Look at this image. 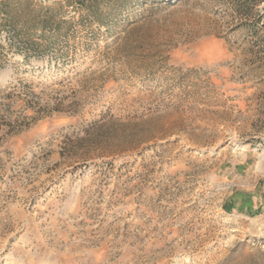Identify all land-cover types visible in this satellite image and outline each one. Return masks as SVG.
I'll use <instances>...</instances> for the list:
<instances>
[{"label":"rangeland","instance_id":"obj_1","mask_svg":"<svg viewBox=\"0 0 264 264\" xmlns=\"http://www.w3.org/2000/svg\"><path fill=\"white\" fill-rule=\"evenodd\" d=\"M139 2L0 0V264H264V0Z\"/></svg>","mask_w":264,"mask_h":264},{"label":"trees","instance_id":"obj_2","mask_svg":"<svg viewBox=\"0 0 264 264\" xmlns=\"http://www.w3.org/2000/svg\"><path fill=\"white\" fill-rule=\"evenodd\" d=\"M71 1V0H67ZM76 3L81 4V8L85 9V18L90 22L96 23L98 27L108 29L112 24L120 21V11L127 7L137 5L139 0H74ZM235 9L243 8L244 5L240 3L243 0H230ZM55 19L53 16H47L41 21L40 28L46 29L47 24L53 23ZM59 26L55 29L59 30ZM59 33L57 32L56 35ZM46 38V33L42 32L41 35Z\"/></svg>","mask_w":264,"mask_h":264},{"label":"crops","instance_id":"obj_3","mask_svg":"<svg viewBox=\"0 0 264 264\" xmlns=\"http://www.w3.org/2000/svg\"><path fill=\"white\" fill-rule=\"evenodd\" d=\"M237 195L232 197L231 201H229V205L231 209H237V202H236Z\"/></svg>","mask_w":264,"mask_h":264}]
</instances>
